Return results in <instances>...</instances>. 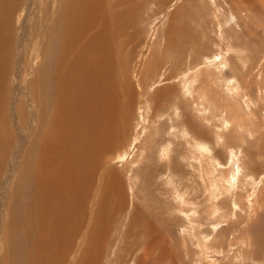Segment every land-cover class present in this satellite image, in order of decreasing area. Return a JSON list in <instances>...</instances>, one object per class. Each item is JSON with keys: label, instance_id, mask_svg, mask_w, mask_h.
Returning <instances> with one entry per match:
<instances>
[{"label": "rangeland", "instance_id": "obj_1", "mask_svg": "<svg viewBox=\"0 0 264 264\" xmlns=\"http://www.w3.org/2000/svg\"><path fill=\"white\" fill-rule=\"evenodd\" d=\"M139 1L122 47L133 50L138 92L129 133L137 125L142 134L123 140L113 163L130 207L104 260L136 262L151 222L161 237L153 264H264V0ZM143 72L145 91L134 80ZM162 89L168 98L155 99Z\"/></svg>", "mask_w": 264, "mask_h": 264}, {"label": "bare ground", "instance_id": "obj_2", "mask_svg": "<svg viewBox=\"0 0 264 264\" xmlns=\"http://www.w3.org/2000/svg\"><path fill=\"white\" fill-rule=\"evenodd\" d=\"M140 8L138 0H0V264H128L127 255L114 263L104 254L130 207L113 163L137 131L129 133L133 50L122 46ZM140 75L145 91L149 76ZM163 90L155 99L168 98ZM153 225L130 264H153L161 241Z\"/></svg>", "mask_w": 264, "mask_h": 264}]
</instances>
